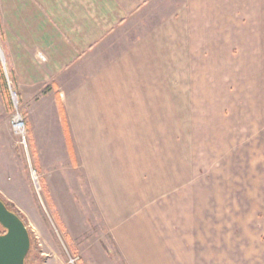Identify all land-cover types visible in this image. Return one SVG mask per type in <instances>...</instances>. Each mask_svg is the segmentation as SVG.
<instances>
[{
    "label": "crops",
    "instance_id": "obj_1",
    "mask_svg": "<svg viewBox=\"0 0 264 264\" xmlns=\"http://www.w3.org/2000/svg\"><path fill=\"white\" fill-rule=\"evenodd\" d=\"M152 1L0 0L2 50L47 205L68 229L83 209L97 212L127 264H258L257 246L244 248L227 226L211 230L210 190L245 157L233 148L241 137L259 136L264 150V0H183L167 22L132 32ZM120 30L122 46L112 51L107 43ZM164 62L174 72L186 66L190 105L201 107L188 118L202 125L190 128L203 138L198 185L179 180L177 161L169 178L161 175ZM10 113L0 104L4 186L31 180Z\"/></svg>",
    "mask_w": 264,
    "mask_h": 264
},
{
    "label": "rangeland",
    "instance_id": "obj_2",
    "mask_svg": "<svg viewBox=\"0 0 264 264\" xmlns=\"http://www.w3.org/2000/svg\"><path fill=\"white\" fill-rule=\"evenodd\" d=\"M181 2L183 0H154L150 2L136 16L137 21L130 26V28H133L132 32L144 31L158 23L167 22L172 6L174 7V4L180 6ZM163 32H165L164 26ZM121 33L122 31L120 30L118 33L120 36L107 43L108 47H112V51L122 46V39L125 37ZM1 44L0 29V73L6 83V86L4 85L5 88L0 86V104L12 113L13 104L10 99L7 80L10 81L12 91L16 92L13 88L10 78L11 74ZM184 51V47H179V52ZM164 52H166L165 48ZM103 59L105 60L106 57ZM182 59L184 60L185 58ZM163 69L164 135L162 137L163 160L161 175L165 180L169 178L172 165L174 166L177 161L179 164V180H187V176H190L198 185L197 183L203 176V138L197 135L193 136L190 128L194 127L197 133V129H200L202 125L196 118L193 126V124H190L192 121L188 118H190L191 114L193 115L194 110L195 114H197L201 107L190 105L189 97L192 96V90L187 87L189 73L185 71L186 66L180 65V69L184 71L174 72L170 70V65L164 62ZM254 76L257 77V74L254 73ZM176 81L178 82L177 84H175ZM17 100L19 112L25 123L26 150L30 158L26 111L19 99ZM170 100H173L172 104L165 103L170 102ZM258 107L262 109L264 104L262 103ZM171 113L176 114V117H173L174 119H172ZM14 138L16 139V137ZM258 139L259 136L255 137V135L251 134L241 137L236 146L232 147L235 149L241 148V150L245 149V157L237 162V168H234V165L232 168H227L229 180H212L210 190L212 195L210 227L212 231L216 230L218 232L219 227L223 230V227L227 226V236H232L237 241H243L244 248L248 246L250 249V247L254 248L257 246L259 253L258 264H264V150H261L263 143L258 146L259 151L257 150ZM16 149L27 160L26 150L18 145L17 139ZM9 154L7 155L8 158ZM8 158L5 159L7 165H9ZM28 162V166L26 163V169L28 174L30 171L31 180H11L7 186L2 185L7 180H0L1 189L3 187L10 189L11 195L16 192L13 197L14 200L7 199L1 193L0 197L20 214L31 235L32 249L28 264H127L102 218L94 210L83 209L81 217L71 220V224H68L70 225L69 229L65 228V224L60 217L53 214V209L49 206L51 202L46 201L43 192L45 189L41 186L42 180H38L39 177L36 172V179H32L31 170H35L32 161L29 159ZM14 163L18 164L15 160ZM190 163L194 165L193 169L188 168V164L189 166L191 165ZM254 165H257V167ZM210 171L216 175L217 169L212 168ZM152 174L154 173L152 172ZM154 175L148 174V180H155ZM156 177L157 179L159 177L158 169ZM26 181L31 184V190L37 199V207L35 209L32 208V203L24 193L26 189L24 183ZM219 208L226 210V216H218L217 209ZM233 226L237 228L235 234L233 232L234 229L231 228ZM0 233H3L1 227ZM214 234L219 235V233L212 232V238L217 237Z\"/></svg>",
    "mask_w": 264,
    "mask_h": 264
},
{
    "label": "water",
    "instance_id": "obj_3",
    "mask_svg": "<svg viewBox=\"0 0 264 264\" xmlns=\"http://www.w3.org/2000/svg\"><path fill=\"white\" fill-rule=\"evenodd\" d=\"M0 264H25L30 237L24 223L0 200Z\"/></svg>",
    "mask_w": 264,
    "mask_h": 264
},
{
    "label": "built area",
    "instance_id": "obj_4",
    "mask_svg": "<svg viewBox=\"0 0 264 264\" xmlns=\"http://www.w3.org/2000/svg\"><path fill=\"white\" fill-rule=\"evenodd\" d=\"M40 58L42 57L40 56ZM7 83L10 91V99L13 104V111L9 122L10 131L12 135L16 137L18 145L22 146L23 148H25L24 150H26L27 142L25 137V123L18 109V100H17L18 98L16 93L12 91V86L10 85L9 80H7ZM26 157L29 160V153H27V150H26ZM31 171H32L31 177L33 180H35L36 179L35 171L33 170Z\"/></svg>",
    "mask_w": 264,
    "mask_h": 264
},
{
    "label": "trees",
    "instance_id": "obj_5",
    "mask_svg": "<svg viewBox=\"0 0 264 264\" xmlns=\"http://www.w3.org/2000/svg\"><path fill=\"white\" fill-rule=\"evenodd\" d=\"M4 85L6 86V83H5V81L2 78L1 73H0V86L2 88H5ZM0 200L3 202V204L6 206V208L9 211H11L12 213H14L24 223V225H25V222L22 219V217L20 216V214L16 210H14L2 197H0ZM0 234H2V233H0ZM28 234H29V237H30V249H29V252H28V254H27L26 258H25V264H28L29 256H30L31 249H32V241H31V235H30L29 231H28Z\"/></svg>",
    "mask_w": 264,
    "mask_h": 264
}]
</instances>
